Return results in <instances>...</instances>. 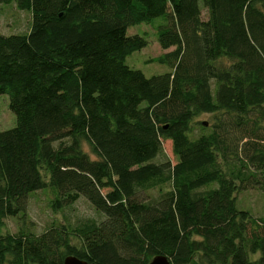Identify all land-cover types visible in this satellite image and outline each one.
<instances>
[{"label": "trees", "instance_id": "trees-1", "mask_svg": "<svg viewBox=\"0 0 264 264\" xmlns=\"http://www.w3.org/2000/svg\"><path fill=\"white\" fill-rule=\"evenodd\" d=\"M30 13L0 34V264H264V216L235 206L264 195V0H0ZM206 17H201L202 10ZM169 71L125 64L157 17ZM208 114L211 121H198ZM169 140L175 163L157 161ZM53 212L79 197L99 220L4 232L28 197ZM155 191V193H151Z\"/></svg>", "mask_w": 264, "mask_h": 264}, {"label": "rangeland", "instance_id": "rangeland-1", "mask_svg": "<svg viewBox=\"0 0 264 264\" xmlns=\"http://www.w3.org/2000/svg\"><path fill=\"white\" fill-rule=\"evenodd\" d=\"M201 17L205 19L206 11L203 9ZM30 13L26 10L18 9L14 3L0 4V34H22L29 28ZM164 17H157L149 22H142L130 26L127 30L129 34L143 36L147 44L143 48L136 50L126 56L125 64L130 68L140 70L146 77L156 74H163L169 71V67L156 60H152L162 53L171 50H162L156 39L157 27L164 24ZM156 29V30H155ZM198 121H211L208 114H202ZM15 125V117L8 107V96L0 94V131L6 130ZM168 158L175 163L171 148V142H162V153L156 158L157 161ZM151 193H155L152 191ZM49 195L45 190H39L31 194L27 199L25 216L23 219L7 217L4 220L3 231L13 233L20 226H27L32 231L39 233L46 229L53 221L77 222L85 219L99 220L100 215L85 201L82 196L71 206L63 208L61 211L53 212L49 207ZM235 206L238 210H244L254 216H264V195L255 186H247L236 193Z\"/></svg>", "mask_w": 264, "mask_h": 264}, {"label": "water", "instance_id": "water-1", "mask_svg": "<svg viewBox=\"0 0 264 264\" xmlns=\"http://www.w3.org/2000/svg\"><path fill=\"white\" fill-rule=\"evenodd\" d=\"M63 264H97V263H89L84 260L78 259L74 256H67ZM147 264H170L168 259L165 256L157 255L154 256Z\"/></svg>", "mask_w": 264, "mask_h": 264}]
</instances>
